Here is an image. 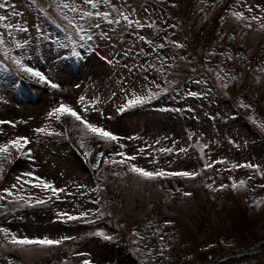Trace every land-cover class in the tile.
I'll use <instances>...</instances> for the list:
<instances>
[{
	"label": "rangeland",
	"instance_id": "1",
	"mask_svg": "<svg viewBox=\"0 0 264 264\" xmlns=\"http://www.w3.org/2000/svg\"><path fill=\"white\" fill-rule=\"evenodd\" d=\"M0 2L8 5L0 9L3 24L19 25L0 24V121L16 125L0 124V143L17 136L32 141L31 159L12 148L10 156L0 154V195L6 196L0 228L20 238L74 237L60 245L14 247L0 233V264H264V0H114L145 27H129L122 18L109 24L77 17L86 28L100 23L87 33L91 40H81L64 19L57 8L62 0ZM83 7L111 10L109 4ZM237 11L261 19H237ZM16 57L59 87L24 71ZM149 90L158 95L117 111L132 93ZM82 95L100 101L86 114L77 103ZM61 101L121 139H101L69 115L49 118ZM45 126V133L34 131ZM121 151L137 158L104 162ZM100 152L104 157L94 167ZM246 162L260 167L235 166ZM131 164L199 175L147 179L129 171ZM28 172L67 192L57 199L33 187L39 181L24 176ZM14 184V195L3 192ZM17 193L24 200L17 201ZM36 198L47 202L35 204ZM82 212L88 215L78 220L57 215Z\"/></svg>",
	"mask_w": 264,
	"mask_h": 264
},
{
	"label": "snow or ice",
	"instance_id": "2",
	"mask_svg": "<svg viewBox=\"0 0 264 264\" xmlns=\"http://www.w3.org/2000/svg\"><path fill=\"white\" fill-rule=\"evenodd\" d=\"M33 2L35 3L36 0H33ZM99 4H109L111 6V10L110 11H95V12H93V11H89L83 7V5H88L92 9H96ZM7 6L8 5L6 3L0 2V9H4ZM244 6L247 8V11L249 13H251L253 11L252 6L247 5V4H245ZM255 7L261 8L260 5H256ZM57 8L60 11V13L64 16V19L67 20L68 23L74 28L75 33L80 36L81 40H84L85 38L87 40H91L93 37L87 33L91 29L100 28L101 25H100V23H93V24H89L88 27L86 28L84 26V24H81L77 21V17L79 18V21H85V23H87V18H91L93 16L100 17L109 24H113V23L119 24L120 18H122L124 21L127 22V25L129 27H131L133 25H135L136 27H145V25L142 24L141 21L130 19L128 14H126L122 9L117 8L114 4V0H80L79 5H77L74 2L69 3V2H64V0H62L61 4L57 5ZM65 9L67 11H64ZM261 11H264V9H261ZM68 12L75 13L76 15L70 18L68 16ZM113 13H116L119 18L111 19L110 17L112 16ZM232 15L235 16L237 19H245V20L250 19L252 21H256V20L261 19V17H259L257 15H251L250 17H246V16H244L243 12H239V11L233 12ZM6 20H7V16L0 15V24H2V26L5 29H12L14 27H19V25H14V24H10V23L9 24H3V22ZM147 26L152 27L153 25L149 24ZM246 26L251 27V24H248ZM261 27L264 28V25H261ZM21 30L26 31L27 29H21ZM80 33H85L86 35H80ZM8 34L10 35V33H8ZM139 39L146 40L147 38L141 36V37H139ZM3 43H4L3 34H0V44H3ZM174 43H177V42H174ZM177 46L182 47V45H179L178 43H177ZM16 47L20 48V47H22V45L17 43ZM158 47L163 48L164 44H160V45H158ZM125 55H127V52L125 53ZM105 59L107 61V58H105ZM229 59H231V57H229ZM107 62L111 63V61H107ZM15 63L17 65H19L24 71L31 74L32 76L37 77L38 79L46 81L47 83H49L52 88H58L59 87V85H57L56 83H52L41 71L36 70V69L22 63L21 57H16ZM197 83H199V81H197ZM77 87H79V85H77ZM113 95H115V93H113ZM156 95H158V93H153V92H151V90H149V92L144 96H140V95H136L135 93H132L133 98L128 99L124 105H122L120 108L117 109V111L119 113H123L129 107L140 105V104L145 103L148 100L154 99L156 97ZM188 95H197V94L194 92H189ZM99 102H100L99 98H94L93 101H87V98L83 95L80 96L78 101H77L78 104L83 105L81 108V112H83L85 114L87 113L89 107H92L93 109H95V104L99 103ZM61 115H69V116L73 117L76 121L80 122V124L83 126V129L87 130L88 132H92L94 134H97L98 137L101 139H104L106 141H117V142L121 139L120 137H118L114 133L105 130L102 126H97L96 124L88 122L80 114H78L73 109L72 106L65 104L63 101H61L59 103L58 107H54L53 109H51L49 111L48 117L52 118L53 116H55L56 120L59 121L61 118ZM101 116H103V112H101ZM5 123L11 124L12 127L16 126L15 123H13L11 121H0V124H5ZM261 127H264V124H262ZM34 131L36 133H45V132H47V126L34 129ZM0 134H2V131H0ZM49 134H60V133H49ZM126 139H134V137H128ZM31 142L32 141L28 137L17 136L14 139L8 140L6 143H0V154H8L10 156L11 153L9 150H10V148H12V149H15L17 152H19L21 155L27 154V156L31 159L32 158L31 157V149L28 148V145ZM157 143H159V141H157ZM81 147L82 148L85 147L84 142H83V138L81 139ZM119 147L124 148L126 146L123 144H120ZM143 151H144V149H137V153H141ZM160 151L171 152L172 149H160ZM179 151L185 152L186 149L181 148V149H179ZM89 155H91L90 152H85L86 157ZM117 156L121 157V159L116 160L115 157H117ZM101 157H104V153L103 152L97 153V165H94V167H97L99 165V160ZM112 157H113V159L111 161H109L108 157H104V162L105 163L112 162V163H118V164H127L129 161L135 160L137 158V155H135V154L128 155L126 152L121 151V152L112 153ZM151 162H154V161H151ZM235 166L236 167L254 168L257 170L260 167L259 165H255V164L248 163V162H246L245 164H242V165H235ZM205 167L206 168L212 167V165L206 164ZM129 171L136 173V174H139L140 176L147 178V179H153V178L161 177V176L195 177L196 175H199L198 172H188V171L167 172V171H164L162 169H158V170L153 172V171H148L144 168H141L135 164L130 165ZM0 172H3V165L2 164H0ZM24 176L31 177V178H33V180L39 181V183H32L31 180H23L22 177H17L18 182L32 183L33 187H39L45 191L50 190L52 193V196H55L57 199L60 198L59 197L60 193H66L67 192L66 188H57L53 182L47 181L43 177L35 176L34 172L25 173ZM244 184H245V181L239 182L240 186H243ZM81 187H83V186H81ZM207 187L212 188L213 186L211 184H209V185H207ZM224 187H227V186L226 185L220 186V188H224ZM232 187L235 188V187H237V185L233 184ZM262 187H264V185H262ZM16 188H17V185L14 184V185H12L11 189H4L3 192L6 193L7 195L11 196V195H14L12 189H16ZM67 194L71 195L72 193H67ZM82 195H83V193H82ZM184 195L189 196V195H191V193L185 192ZM52 196H49L47 199L51 200ZM14 198L17 201L24 200V197L20 196L18 193L15 194ZM3 199H6V196L0 195V200H3ZM28 200L31 201L32 197H29ZM46 202H47V200H44V199H40V198L35 199V204H44ZM21 206H24V205L21 204ZM30 206H32V205H30ZM0 207H3V206H0ZM57 215H58V217H66L67 220H78L81 217L87 216L88 213L82 212V213H80L79 216L69 215L68 213H58ZM166 223H171V222L168 221ZM0 233H3L6 239L10 237V239H8V242L14 247H16V246L23 247V246H30V245L53 246V245H60L65 240L74 239V237H68V236H64V237H61L58 239H51L47 236H45L43 238H29V237L20 238L15 233H10L9 230L6 228H0ZM161 239H163L162 236H161ZM77 255H85V254L77 253ZM82 264H92V261L85 259L82 261Z\"/></svg>",
	"mask_w": 264,
	"mask_h": 264
}]
</instances>
